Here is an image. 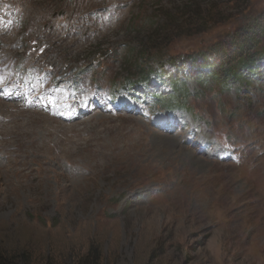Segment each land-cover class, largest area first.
Segmentation results:
<instances>
[{
	"label": "rangeland",
	"instance_id": "rangeland-1",
	"mask_svg": "<svg viewBox=\"0 0 264 264\" xmlns=\"http://www.w3.org/2000/svg\"><path fill=\"white\" fill-rule=\"evenodd\" d=\"M257 21L264 0H0V255L264 264V38L226 85L191 60Z\"/></svg>",
	"mask_w": 264,
	"mask_h": 264
},
{
	"label": "trees",
	"instance_id": "trees-1",
	"mask_svg": "<svg viewBox=\"0 0 264 264\" xmlns=\"http://www.w3.org/2000/svg\"><path fill=\"white\" fill-rule=\"evenodd\" d=\"M205 8H202V10L195 11L194 14H190L182 10V15L187 17L185 20H183V23H189V25L199 24V23H212L215 22V18H211L214 13L219 12V10L216 9L218 4L216 5H205ZM185 9L189 8L188 4ZM214 12V13H213ZM181 15V14H180ZM177 16V15H176ZM174 16V17H176ZM172 16L169 14L167 15V19L165 22H162L161 24H158L157 28H164L167 29V26L169 22H171ZM177 22L182 20L181 16L176 17ZM175 21V20H174ZM254 23L252 27H249V29H244L241 33H237V46L234 53V56L230 59H227V61L222 62L223 64H218V66L214 67V69L210 70V72H207L208 67L211 65V60L207 58L206 55L211 53H216V51L207 52L206 54H202L201 57H194L191 56V60L194 61V64L196 65L193 70V74L195 77L199 80H204L209 83H217L220 85H226L228 84L231 79L233 80H239L243 79L245 75H250L255 73L256 70V64L258 62L257 54H253L251 52V49L253 46L256 45V42H259L264 38V26H260L258 23ZM259 30L253 34L250 32L252 29ZM246 32V34H245ZM242 37V38H241ZM264 49V48H263ZM227 65V67H225ZM147 76V72L143 73V77ZM246 77V76H245ZM179 87V86H178ZM175 88V87H174ZM100 260V256L98 254V250L94 247L90 250L89 254L82 260V264H97ZM12 260L9 258L0 255V264H10Z\"/></svg>",
	"mask_w": 264,
	"mask_h": 264
}]
</instances>
